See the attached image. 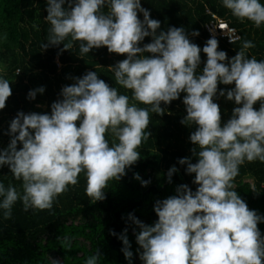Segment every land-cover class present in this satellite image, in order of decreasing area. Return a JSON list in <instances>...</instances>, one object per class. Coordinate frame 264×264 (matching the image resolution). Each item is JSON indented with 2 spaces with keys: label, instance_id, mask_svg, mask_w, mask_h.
I'll use <instances>...</instances> for the list:
<instances>
[{
  "label": "clouds",
  "instance_id": "obj_1",
  "mask_svg": "<svg viewBox=\"0 0 264 264\" xmlns=\"http://www.w3.org/2000/svg\"><path fill=\"white\" fill-rule=\"evenodd\" d=\"M222 3L233 16L256 27L264 24L260 0ZM46 5L50 34L44 49L60 45L70 35L84 42L81 53L105 47L109 53L126 55L109 67L116 82L158 115L164 112L161 103L168 105L185 94L186 116L181 124L196 126L189 139L199 151L192 149L196 163L187 157L178 163L186 165V174H194L192 183L197 187L192 191L179 185L175 195L156 201L158 219L152 225L129 214L139 229L134 235L141 264H262L264 235L257 225L264 223V216L248 208L232 181L245 160L264 162V60L249 58L243 50L229 59L225 51L218 50L214 37L201 49L183 27L160 30V21L150 18L141 0H46ZM104 6L109 8L107 14L101 11ZM145 37L151 42L140 46ZM253 46L246 41L242 47ZM201 52L207 59L198 74ZM218 84L233 87L218 93ZM43 92V87L31 90L27 98L34 100ZM10 95L9 81L0 78V110ZM60 95L50 114L18 112L10 122V142L0 150V167L7 166L22 181L23 194L0 183V209L6 219L17 200L25 211L51 208L54 198L69 184H76L82 171L87 177L86 194L103 201L108 181L119 180L140 159L137 148L150 136L145 132L147 108L130 104L127 95L118 94L95 71L75 78ZM217 95L236 105L223 125L214 102ZM109 130L118 140L111 146L105 139ZM176 171L175 166L168 170L169 183ZM134 179L142 187L149 184L138 174ZM126 233L127 228L117 238L125 260L133 264ZM99 259L97 252L85 264H98Z\"/></svg>",
  "mask_w": 264,
  "mask_h": 264
},
{
  "label": "trees",
  "instance_id": "obj_2",
  "mask_svg": "<svg viewBox=\"0 0 264 264\" xmlns=\"http://www.w3.org/2000/svg\"><path fill=\"white\" fill-rule=\"evenodd\" d=\"M260 2L264 4V0ZM46 6V0H0V78L8 80L11 88V95L0 110V150L10 142L7 132L18 112L50 114L52 103L62 98L61 89L89 71H95L100 79L116 88L118 94L127 95L130 104L148 109L149 124L145 132L150 136L137 148L140 159L126 170V175L108 181L103 201L97 202L86 194L87 177L82 171L77 183L69 184L56 196L49 209L29 208L25 211L23 203L17 200L7 219L4 210L0 209V264H85L86 259L97 252L100 254L98 264H128L121 251L122 242L117 238L125 228L133 264H141L134 235L139 229L128 219L129 214L152 225L158 219L154 212L156 201L175 195L179 185H187L192 191L197 187L192 183L194 174H186V165L178 163L185 157L196 163L192 153L196 146L189 139L196 126L181 124L186 116L182 103L185 94L181 93L168 105L161 103L164 112L158 115L151 111L150 105L134 100L131 90L116 82L114 70L109 67L125 59L126 55L109 53L105 47L81 53L80 45L84 42L73 40L70 35L60 45L44 49L50 34V24L45 18ZM141 6L150 12V18L160 21V30L183 27L190 41L201 49L207 41L203 25L211 19L206 12L209 10L228 21L239 34V40L231 44L217 38L218 50L225 51L229 59L243 50L249 58L264 60V24L256 27L247 19L233 16L222 0H141ZM101 11L107 14L108 6ZM138 18L142 20L143 16L138 14ZM193 31L199 35L192 36ZM246 41L254 46L243 49ZM150 42L151 38L145 37L140 46ZM206 59L201 52L198 74ZM40 87L44 88L42 94L37 93L34 100L27 98L29 91ZM232 87L218 84L217 91ZM214 102L220 108L223 125L236 105L219 95ZM253 107L258 109L259 102ZM105 139L109 146L118 143L110 130L105 133ZM173 166L177 171L169 183L167 172ZM135 174L149 184L142 187L140 181L134 179ZM0 183L6 188L11 185L23 194L22 181L17 180L7 166L0 167ZM232 183L248 208L264 216V162L245 160ZM257 227L264 235V223ZM111 232L117 235H111Z\"/></svg>",
  "mask_w": 264,
  "mask_h": 264
},
{
  "label": "built area",
  "instance_id": "obj_3",
  "mask_svg": "<svg viewBox=\"0 0 264 264\" xmlns=\"http://www.w3.org/2000/svg\"><path fill=\"white\" fill-rule=\"evenodd\" d=\"M206 12L211 17V19L203 25V31L207 35V40L213 37L215 39L221 38L224 39L228 44L237 42L239 40V34L237 30L231 27L228 21L216 17L209 10H206Z\"/></svg>",
  "mask_w": 264,
  "mask_h": 264
}]
</instances>
